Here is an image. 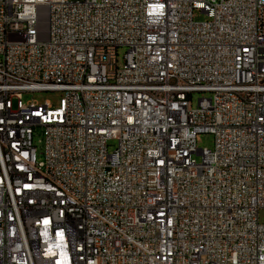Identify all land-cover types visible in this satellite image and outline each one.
I'll return each mask as SVG.
<instances>
[{"label": "built area", "instance_id": "built-area-1", "mask_svg": "<svg viewBox=\"0 0 264 264\" xmlns=\"http://www.w3.org/2000/svg\"><path fill=\"white\" fill-rule=\"evenodd\" d=\"M261 210L264 0H0V264H264Z\"/></svg>", "mask_w": 264, "mask_h": 264}, {"label": "rangeland", "instance_id": "rangeland-1", "mask_svg": "<svg viewBox=\"0 0 264 264\" xmlns=\"http://www.w3.org/2000/svg\"><path fill=\"white\" fill-rule=\"evenodd\" d=\"M69 1H83V0H69ZM206 16L203 15L201 12H195L194 13V20L196 22H204L206 20ZM125 53V49H120L119 50V65L121 66L123 63V56ZM210 95L208 94H202V93H194L193 94V105L194 107H197V100L202 98V97H209ZM63 95L58 92H31V93H23L22 95V101L23 103H28V102H37L38 104H44L45 102H49L52 104L53 108H58L60 104V100L62 99ZM39 138H36L35 142L36 145L38 146V158L41 159L42 157V150L43 146L38 143ZM116 142H111L109 146V151L112 152L115 147H116ZM196 147L198 149H207V150H213L214 148V136L211 134H201L197 137L196 140ZM198 161H200V157H196ZM259 220L260 223L264 224V210H261L259 212Z\"/></svg>", "mask_w": 264, "mask_h": 264}, {"label": "snow or ice", "instance_id": "snow-or-ice-1", "mask_svg": "<svg viewBox=\"0 0 264 264\" xmlns=\"http://www.w3.org/2000/svg\"><path fill=\"white\" fill-rule=\"evenodd\" d=\"M46 223H47V221H46Z\"/></svg>", "mask_w": 264, "mask_h": 264}]
</instances>
